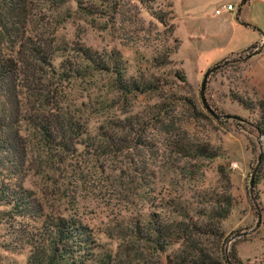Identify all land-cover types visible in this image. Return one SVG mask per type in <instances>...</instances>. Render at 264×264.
I'll use <instances>...</instances> for the list:
<instances>
[{"label": "rangeland", "instance_id": "obj_1", "mask_svg": "<svg viewBox=\"0 0 264 264\" xmlns=\"http://www.w3.org/2000/svg\"><path fill=\"white\" fill-rule=\"evenodd\" d=\"M239 2L28 0L25 28L50 49L51 65L34 66L36 90L23 93L25 114L35 107L59 108L82 124L84 137L103 144L96 151L78 144L64 154L22 123L28 145L23 185L45 212L78 217L91 228L100 250L117 253L125 264H157L141 239L134 247L139 255L129 257L135 251L131 230L144 231L152 213L169 219L173 202L192 213L210 194L227 189L234 205L221 221L225 252L231 250L239 264H264V167L257 169L253 182L260 223L253 232L228 241L255 223L248 178L261 144L253 129L237 119L253 120L257 108L250 112L233 96L253 104L264 101V46L258 48L264 36V0ZM226 3L231 11L214 13ZM77 45L105 58L116 56L125 77L150 80L154 88L121 95L106 72L69 77L64 67L80 62L73 51ZM0 49L13 53L15 47L2 44ZM215 64L219 67L207 77L203 97L221 116L219 121L200 95L203 74ZM158 112L161 122L152 119ZM129 114L137 116L138 124L122 128L118 121ZM166 122L173 133L164 130ZM104 130L114 133L112 141L99 138ZM186 138L216 155L190 158L169 145ZM5 208L0 205V211ZM9 239L1 222L0 264H25L28 246L17 243L8 249Z\"/></svg>", "mask_w": 264, "mask_h": 264}, {"label": "trees", "instance_id": "obj_2", "mask_svg": "<svg viewBox=\"0 0 264 264\" xmlns=\"http://www.w3.org/2000/svg\"><path fill=\"white\" fill-rule=\"evenodd\" d=\"M247 1L240 0L239 3L242 5ZM29 14L28 0H0V45L15 47L10 49L14 50L13 53L0 52V175L3 174L0 205L6 206L0 211V223L7 225L10 238L5 247L13 249L17 243L27 245L29 251L25 264H125L117 253L100 250L86 223L76 216L45 212L42 202L23 185L22 170L28 145L21 133L22 123L36 131L48 147L64 154L74 151L78 144L93 151L103 147V144L92 141L94 137L89 135L86 136L87 142L82 124L59 108L35 107L25 114L23 93L36 90L31 79L37 69L34 66L41 69L51 65L50 49L36 42L25 28ZM73 51L80 62H66L64 69L69 72V77L84 71L106 72L112 76L113 86L121 95H134L154 88L150 80L125 77L123 64L116 56L105 58L82 45H77ZM233 99L250 112L257 108L258 114L253 120L237 119L261 138L258 168L261 172L264 167V101L258 100L253 104L250 99L237 94ZM35 101L37 97L33 99ZM161 117V112H158L152 119L161 122ZM137 121L135 114H129L118 122L122 128H131L138 124ZM163 126L170 134L174 132L168 122ZM99 138L109 142L114 139V133L104 130ZM169 145L175 152L190 158L216 155L208 146L190 142L187 138L174 139ZM173 203L169 205V219H163L160 213H152L144 231L138 227L131 230L133 249L138 245L135 243L137 239H141L157 257V264H227L226 255L239 264L233 252L226 253L223 247L225 238L221 221L234 205V198L227 189L210 194L207 202L192 213ZM134 250L129 255L132 259L139 255L137 249Z\"/></svg>", "mask_w": 264, "mask_h": 264}, {"label": "water", "instance_id": "obj_3", "mask_svg": "<svg viewBox=\"0 0 264 264\" xmlns=\"http://www.w3.org/2000/svg\"><path fill=\"white\" fill-rule=\"evenodd\" d=\"M264 46V36L262 37V40L260 41V43L258 44V48ZM219 67V64H215L211 67H209L208 69H206V71L204 72L203 74V77H202V80H201V83H200V95H201V100H202V103L205 107L206 110H208L212 116L215 117V119H218L219 117H221L220 115L216 114L208 105L207 103L205 102L204 100V97H203V90H204V85H205V82L207 80V77L209 76V74L211 72H213L214 70H216L217 68ZM231 117V116H229ZM261 146H259V151H258V154L256 156V162L251 170V173L249 175V178H248V190H249V195L251 197V199L253 200L254 202V208H255V211H256V220H255V223L253 225L252 228H250L249 230L247 231H241V232H237L235 234H233L229 239H232V238H235V237H239V236H243V235H246V234H249L251 232H253L259 225L260 223V220H261V209L258 205V203L255 201L254 199V196H253V182H254V176L256 174V171L258 169V166H259V163H260V155H261ZM226 262L227 264H238V263H234L232 262L228 256L226 255Z\"/></svg>", "mask_w": 264, "mask_h": 264}, {"label": "built area", "instance_id": "obj_4", "mask_svg": "<svg viewBox=\"0 0 264 264\" xmlns=\"http://www.w3.org/2000/svg\"><path fill=\"white\" fill-rule=\"evenodd\" d=\"M233 9L232 5L230 3L222 4L220 8H215L214 13L220 14L222 12H229Z\"/></svg>", "mask_w": 264, "mask_h": 264}, {"label": "crops", "instance_id": "obj_5", "mask_svg": "<svg viewBox=\"0 0 264 264\" xmlns=\"http://www.w3.org/2000/svg\"><path fill=\"white\" fill-rule=\"evenodd\" d=\"M262 37H263V36H261V38H260V40H259V41H261V40H262ZM259 41H258V42H259Z\"/></svg>", "mask_w": 264, "mask_h": 264}]
</instances>
